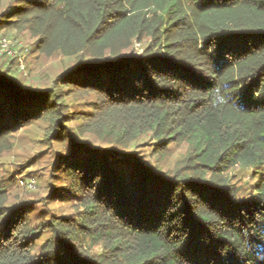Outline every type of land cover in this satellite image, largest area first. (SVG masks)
I'll use <instances>...</instances> for the list:
<instances>
[{"label":"trees","instance_id":"1","mask_svg":"<svg viewBox=\"0 0 264 264\" xmlns=\"http://www.w3.org/2000/svg\"><path fill=\"white\" fill-rule=\"evenodd\" d=\"M4 28L73 62L27 95L0 65V151L50 120L81 210L33 223L0 180V264H264V0H11ZM148 134L188 143L171 177L123 156Z\"/></svg>","mask_w":264,"mask_h":264},{"label":"rangeland","instance_id":"2","mask_svg":"<svg viewBox=\"0 0 264 264\" xmlns=\"http://www.w3.org/2000/svg\"><path fill=\"white\" fill-rule=\"evenodd\" d=\"M10 2L11 0H0V14ZM1 38L8 42L0 44V65H7L12 60L11 74L18 80V89L23 95H27V91L32 89L39 91L53 86L57 82V76L73 62V59L63 55L47 56L35 50L37 38L27 32L4 28L0 30V40ZM135 50L141 52L142 45L136 43ZM86 105L88 103L75 102L72 109L91 111L85 108ZM78 124L79 122H71L67 125L76 129ZM51 128L50 120L36 118L17 129L0 151V180L8 185V204L28 202L31 206L28 214L33 223L67 215L76 218L81 210L78 197L68 192L65 176H55L59 169V165L54 164L55 161L60 154H69L71 147L63 143L58 131L49 132ZM74 134L80 145L91 142L104 151L112 148L104 137H97L89 132L77 135L74 131ZM149 135L142 138L136 148L122 152L123 156L131 161L139 157L155 171L165 172L166 176L162 174L164 178L171 177L178 162L187 155L188 143L173 142L166 150H161L159 141ZM235 173V170L231 171V174ZM233 177V185H241L239 177ZM101 249L100 245L92 247L93 252Z\"/></svg>","mask_w":264,"mask_h":264},{"label":"built area","instance_id":"3","mask_svg":"<svg viewBox=\"0 0 264 264\" xmlns=\"http://www.w3.org/2000/svg\"><path fill=\"white\" fill-rule=\"evenodd\" d=\"M0 42H1L0 44H2V43L5 44V43H7L8 41H6L5 39H2V38H1ZM6 45H8V44H6Z\"/></svg>","mask_w":264,"mask_h":264}]
</instances>
